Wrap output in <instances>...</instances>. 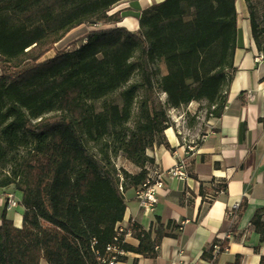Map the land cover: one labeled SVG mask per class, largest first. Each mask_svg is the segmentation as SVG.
<instances>
[{"label":"trees","instance_id":"1","mask_svg":"<svg viewBox=\"0 0 264 264\" xmlns=\"http://www.w3.org/2000/svg\"><path fill=\"white\" fill-rule=\"evenodd\" d=\"M123 1L0 0V189L14 186L24 208L21 228L7 206L2 213L0 264H103L114 255L109 247L123 252L117 263L127 253L156 259L164 238L179 237L182 226L161 218L149 229L129 225L138 246L116 228L125 194L159 169L148 151L173 152L168 110L197 102L207 105L208 119L223 116L238 71L236 0H165L142 12L137 32L118 26L121 12L109 14ZM245 2L264 55L252 0ZM100 23L106 27L90 31L79 48L45 58L72 30ZM156 59L167 69L159 83L165 104L155 99ZM25 63L30 67L19 70ZM135 72L141 82L129 84ZM122 88L121 104L97 110L96 100ZM120 157L125 165L118 167ZM227 190L226 183L214 188ZM247 206L244 197L233 211L231 234ZM263 215L259 210L252 220L261 242ZM229 245L228 237L216 239L202 258L214 262ZM234 264H242L240 256Z\"/></svg>","mask_w":264,"mask_h":264},{"label":"crops","instance_id":"2","mask_svg":"<svg viewBox=\"0 0 264 264\" xmlns=\"http://www.w3.org/2000/svg\"><path fill=\"white\" fill-rule=\"evenodd\" d=\"M163 1L125 0L118 3L113 8L128 3L118 26L137 32L142 12ZM236 10L239 37L235 67L238 71L232 81L223 116L209 120L198 145L187 148L174 137L175 142H170L173 152L163 146H155L148 151V155L155 158L156 166L164 172L165 182V190L159 192L158 203L153 210L145 211L141 207L136 190H129L125 194L127 208L120 223L122 226L128 228L130 224L137 223L149 229L157 218H161L164 224L174 221L182 226L179 237L164 238L156 259L127 253L125 261L117 264H134L135 260H138L137 264H234L236 256L241 257L242 264H261L264 242H261L252 220L257 211L264 210V123L260 121L264 119V60H256L260 52L252 35L245 0H236ZM83 26L72 30L66 37L77 33ZM250 154L252 157L249 159ZM182 161L186 164L187 181L168 174ZM242 165H245V169H242ZM129 168L135 170L131 165ZM225 183L227 192L217 194L214 188ZM201 188L204 196L200 194ZM18 193L21 202L22 193ZM211 194L214 195L213 200L208 199ZM244 197L248 200V206L238 222L237 233L233 235L230 229L235 218L231 213ZM3 205L5 207L0 200V222ZM17 209L14 217L8 218L21 228L24 208L18 206ZM226 237L230 245L214 262L202 258L216 239ZM126 241L133 246L139 244L132 237ZM41 264L48 263L43 260Z\"/></svg>","mask_w":264,"mask_h":264},{"label":"rangeland","instance_id":"3","mask_svg":"<svg viewBox=\"0 0 264 264\" xmlns=\"http://www.w3.org/2000/svg\"><path fill=\"white\" fill-rule=\"evenodd\" d=\"M133 2H138V0H133ZM252 3L254 6L256 23L259 28L258 30L259 32H261L260 40L264 44V0H252ZM126 6H128V3H123L121 5H118L115 8H112L109 14L112 15L114 14L113 13L114 11L119 9L118 12H121V17H122V12L125 11L124 8ZM120 9H123V10H120ZM104 27L106 26L102 25L101 23L96 24V25H84L80 31H78L75 34L69 35L62 42L58 43L53 50H51L50 52L46 54L45 58H52L60 52L72 51L74 49L79 48L85 42L84 40L85 36L90 31L95 30V29L104 28ZM29 67H30V63H25L19 68V70H25ZM151 69H152V78H153V82L155 85V99L158 103L165 104L167 101V96L161 91L159 87V83L161 81V78L167 72L166 66L163 61L156 59L153 63H151ZM0 75H1V69H0ZM135 82H139V83L141 82V77L138 75L137 72L133 74L129 84H132ZM123 90L124 88L108 96H105L103 98L96 100L94 102V105L97 108V110L101 108V106L104 103L121 104L122 103L121 94ZM142 94H143V90L141 89L139 96H142ZM136 112L137 111L135 108V113ZM168 114L171 119L172 127H170L169 129H172V134L167 135L165 131V137L167 141L169 142L170 146H171L170 142H175L176 138L180 144L186 145L187 148L198 145L199 142L202 140V137L205 131L207 130V124L210 120L207 117L208 116L207 105L205 103L200 104L197 102H193L187 107H183L180 109H169ZM173 151H174V148H173ZM23 153L24 151L20 150V154L22 155ZM116 165L118 167L125 165L124 159L121 157L117 158ZM8 194L13 195L17 200H19L18 198L20 195L14 186L0 189V200L3 203H5V207L7 206V217L8 216L14 217L13 213L17 212L18 209L17 208L14 209V212H12L11 215H8V212L10 211L8 207V198H7ZM19 206H21V204ZM5 207L4 205L3 207H1L3 211Z\"/></svg>","mask_w":264,"mask_h":264},{"label":"built area","instance_id":"4","mask_svg":"<svg viewBox=\"0 0 264 264\" xmlns=\"http://www.w3.org/2000/svg\"><path fill=\"white\" fill-rule=\"evenodd\" d=\"M256 60L257 61L264 60V55L260 53L259 56H257ZM168 174L170 176L177 177L183 181L188 180V174L186 172V164L184 161L176 165L174 168L170 169L168 171ZM163 190H165L164 172L158 169L151 177V180H148L146 184H144L142 187L136 190L137 199L141 207L145 209V211L153 210L158 203V194ZM7 198H8L9 210L13 208H17L21 204V202L11 194H8ZM208 199L213 200L214 195L213 194L209 195ZM231 214H233V212ZM116 232L118 237L121 234L125 235V239L131 237V232L127 231V228H125L121 224L117 226ZM108 251L112 252L114 255H109V257L103 261V264H117V255H123V252L119 251V249L117 248H112V247H109ZM218 252H219V246H215L214 255L216 256Z\"/></svg>","mask_w":264,"mask_h":264},{"label":"bare ground","instance_id":"5","mask_svg":"<svg viewBox=\"0 0 264 264\" xmlns=\"http://www.w3.org/2000/svg\"><path fill=\"white\" fill-rule=\"evenodd\" d=\"M144 1H148V0H144ZM166 133L171 135L172 134V129L166 130Z\"/></svg>","mask_w":264,"mask_h":264}]
</instances>
